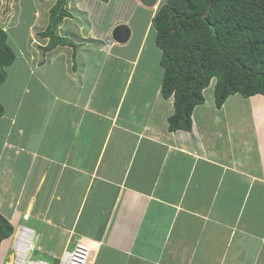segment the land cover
<instances>
[{
  "label": "crops",
  "instance_id": "1",
  "mask_svg": "<svg viewBox=\"0 0 264 264\" xmlns=\"http://www.w3.org/2000/svg\"><path fill=\"white\" fill-rule=\"evenodd\" d=\"M161 4L77 2L59 31L76 50L59 46L44 54L40 47L48 41L37 33L48 21L29 32L31 76L23 97L33 84L30 97L40 108L32 106L26 119L18 104L0 119L8 117L9 124L0 129V153L9 148L7 162L12 161L15 177L21 172L16 188L0 182V214L16 229H33L39 240L36 259L41 254L55 262L83 243L91 248L88 264H264V145L259 143L264 132L258 131L263 126L251 135L262 153L256 158L255 143L245 145V136L240 144L234 140L233 119L222 130L217 119L222 122L224 114L214 96L205 111L193 112L191 132H169L174 100L161 94L163 70L154 87L152 67L139 70L143 58L145 66L160 65L153 18ZM145 11L146 18L138 15ZM3 17L0 27L6 31L11 23ZM68 22L70 33L64 29ZM121 25L131 30L125 44L112 38ZM135 39L138 47L131 53ZM108 66V86L115 80L118 87L105 96L98 88ZM258 99L264 100H250ZM14 135L21 138L12 140ZM9 169L0 172L12 175ZM12 245L11 238L1 244L0 264L14 263Z\"/></svg>",
  "mask_w": 264,
  "mask_h": 264
},
{
  "label": "trees",
  "instance_id": "2",
  "mask_svg": "<svg viewBox=\"0 0 264 264\" xmlns=\"http://www.w3.org/2000/svg\"><path fill=\"white\" fill-rule=\"evenodd\" d=\"M67 6L69 0H55L49 10L48 26L38 34L49 40L40 47L44 54L59 46L77 48L59 32L70 17ZM209 6L210 0H166L153 19L163 69L161 94L174 99L168 118L171 133L192 131L193 112L206 102L204 92L213 80L218 109L232 95L264 96V0H214L205 17ZM15 60L9 35L0 27V87L7 79L5 68ZM5 113L0 103V119ZM14 233V226L0 214V248Z\"/></svg>",
  "mask_w": 264,
  "mask_h": 264
},
{
  "label": "rangeland",
  "instance_id": "3",
  "mask_svg": "<svg viewBox=\"0 0 264 264\" xmlns=\"http://www.w3.org/2000/svg\"><path fill=\"white\" fill-rule=\"evenodd\" d=\"M80 1H82V0H69V6H67V10L70 12L69 7L75 6V4L77 2H80ZM165 1L166 0H161L162 4ZM0 2H2V4H3V6H0V15L3 13V16H4L2 19L6 23L10 22L11 23L10 26L13 25L11 31L9 29L10 26H9V28L5 27V29L7 32L10 31V33H12V35L14 37L13 43L11 44L12 45L11 47L14 49L15 54H16V60H15L14 64L9 66V67H6L4 70V72L7 75V79H6L5 83L0 87V101L6 107V112H7L8 116H9V113H11L15 110L16 105L20 104V107H21L20 108V114H22V116L27 119L26 116H28V111H29V109H31L32 106H34L37 110L40 108V103L35 102L34 98L30 97L31 95H33V91L35 89V86L33 84H28L31 91L29 92L28 95L23 97V89L26 86L27 81L29 80V77L31 76V74H30V72H28V68H27L26 61L28 59L26 58V55H27L28 50H33V48L28 49L27 46L30 45L32 41L28 42L27 40L29 38V32L32 29H33V32L35 34V29H36L35 26L36 25H37V27L39 26V28H40L39 30H41V27L44 25V22L48 21V23H49V20H48L49 10L54 5L55 0H0ZM138 15H141L142 18H146L148 16L146 11L144 13L142 12ZM69 25L70 24L68 22L64 26L66 33H70L69 32ZM71 28L72 29L74 28V31H75V25L74 24H72ZM39 33H41V32H38L37 35ZM62 33H63V31H62ZM153 37L154 36H152V38ZM32 47H33V45H32ZM137 47H138V40L135 39L134 42L132 43V46H130V52L135 53ZM152 48H154V46H152ZM52 52H50V53H52ZM32 53H33V51H32ZM50 53H48V54H50ZM153 54L156 56V58H154V60H153V61H155V60H157V56H158V52H157L156 48H155V50H153ZM148 56L151 59L153 58V55L152 56L148 55ZM32 57L34 58V54H32L31 59H32ZM145 65H146V60H144V58H143V60H141L139 70L143 69L144 67H146L148 69L150 67H152L151 71L154 72V78L149 82H151L150 86L154 87L157 79L161 78V76L159 75V74L162 75V73L160 71L161 66L159 65V62H158V65H155V62L151 66L149 64H148V66H145ZM110 69H111L110 66L105 67V74H104L105 78H104V80H101V84L99 85V88H98L99 90H106L105 96H107L109 94V88L114 89V88L118 87V84H116L115 80L113 82H111V84L108 86V83L110 82L109 77L111 75ZM112 78H117V72L112 73ZM30 80L34 81V78H31ZM121 81H122V78L120 76H118V82L121 83ZM149 82H148V84H149ZM214 83H215V80H213L210 87L205 90V93H204V96L206 99V104L204 103L205 106L201 107V108H197L198 107L197 106L194 110V113L196 111L198 114H200L203 111H205L207 109V107L211 106L209 100H211V97H214V90H213L214 89V86H213ZM119 86H120V84H119ZM147 87H148V85L144 86V88H147ZM141 90L142 89H140V92H139L138 88H137V94L140 95ZM143 96H145V95H143ZM232 96H236V97H238V99L237 98L234 99L233 97L230 96L226 100L227 104H228L230 99L233 98V100L230 104H228V106H225L226 108L222 107L223 110H221L222 108L221 109L217 108L218 111H222V114H224V116H222V117H224V120L222 122H220V119H217V122L222 123V130H223V127H225V129H227L228 124L233 119V122H234L233 124L235 127V129H234L235 130L234 140L236 141V143L240 144L241 143V141H240L241 137L245 136V145H248L250 143H253V144L255 143L254 144L255 149L253 152V156L258 158L260 155H262V153L260 154V151L258 149H256V145L258 144V142H257V140H253L254 138H253V136L251 137V135L254 131L253 129L257 125H259L261 127L263 126L262 128H258V131L264 132V122H263V120H264V100L258 99V101L251 103L250 99H252V98L246 99V98H243L239 94L232 95ZM261 98L263 99L264 96H261ZM238 100L240 101L239 104L234 106L233 103L234 102L237 103ZM200 106H202V105H200ZM213 107H215V106H213ZM255 110L258 113V115L256 117L253 116V112ZM212 111H213L212 113H215V110L213 108H212ZM47 113H48V110H47V112H45L43 118L45 117V115ZM218 113L216 114L217 116H219ZM258 119L259 120L261 119L262 121H260V124L259 123L255 124L256 120H258ZM20 120L24 121L23 118H21ZM20 123L21 122L17 123L15 128L21 126ZM22 125H23V123H22ZM27 125H28V123H26V126ZM8 126H9L8 117H6L5 120L2 119L0 121V129L2 127H8ZM210 127H211V124H210ZM213 127L214 128L217 127L216 121L214 122ZM218 127H220V124L218 125ZM244 128H245V132L243 133ZM14 138H18V137H16L14 135V136H12L11 139L14 140ZM20 138L21 137H19L18 139H20ZM259 143H263V145H264V142H262L260 140H259ZM10 154H11V150L8 148L5 151V155H10ZM5 155L3 152L0 153V171L2 169H4V167H7V168H10L9 171L12 170V175H9V174L4 175L3 172H0V182H2V183L6 182V184H10L9 185L10 189H12V186L14 188H16L20 184L19 176H20L21 172H19L15 177V171L12 168L13 167L12 161L7 162L8 158ZM7 163H8V166H7ZM251 166L254 167L252 164H251ZM9 177H15V180L8 182ZM17 178H18V180H17ZM261 210H264V206H262ZM38 244H39V240H36L35 241L36 248H38ZM13 253H14V251H13ZM36 254L34 252L32 253L31 257L33 258V260H36V258H37ZM38 257L41 260H46V258L44 256H42L41 254L38 255ZM228 263H229V261H228Z\"/></svg>",
  "mask_w": 264,
  "mask_h": 264
},
{
  "label": "built area",
  "instance_id": "4",
  "mask_svg": "<svg viewBox=\"0 0 264 264\" xmlns=\"http://www.w3.org/2000/svg\"><path fill=\"white\" fill-rule=\"evenodd\" d=\"M15 241V264H50L41 260H31L29 253L34 250L32 232L21 228ZM91 248L83 243H76L73 249L68 250L59 259L58 264H88Z\"/></svg>",
  "mask_w": 264,
  "mask_h": 264
},
{
  "label": "water",
  "instance_id": "5",
  "mask_svg": "<svg viewBox=\"0 0 264 264\" xmlns=\"http://www.w3.org/2000/svg\"><path fill=\"white\" fill-rule=\"evenodd\" d=\"M140 1L145 7L152 8L156 5L158 0H140ZM213 2H214V0H210V6H209V9H208L205 17L208 16ZM112 38L114 41H116L119 44H125L131 38V30L126 25L118 26L113 30Z\"/></svg>",
  "mask_w": 264,
  "mask_h": 264
},
{
  "label": "clouds",
  "instance_id": "6",
  "mask_svg": "<svg viewBox=\"0 0 264 264\" xmlns=\"http://www.w3.org/2000/svg\"><path fill=\"white\" fill-rule=\"evenodd\" d=\"M158 2H159V0L157 1V3H156V5L158 4ZM155 5V6H156ZM154 6V7H155ZM161 6H162V4H161ZM160 6V7H161ZM154 7H152V8H154ZM159 10V9H158ZM155 17V16H154ZM154 19V18H153ZM7 32V31H6ZM39 36V35H38ZM40 37V36H39ZM41 38V37H40ZM44 40H47L48 42H49V40L48 39H44ZM34 44H36L35 42L33 43V45ZM47 45H48V43H47ZM46 45V46H47ZM11 46V45H10ZM46 46H44V47H46ZM41 47H43V46H41ZM52 52V51H51ZM50 53V52H49ZM46 54H48V53H46ZM216 82V81H215ZM174 100V99H173ZM28 219H29V217H28ZM15 228V227H14ZM21 228H26L27 230H29L30 232H32L33 233V235H35V238H33V246H34V250H33V252L34 253H37V252H39V247L38 248H36V246H35V241L36 240H38V237H37V235H36V233H34V231H33V229H31V228H29V227H26V226H22ZM20 228V229H21ZM20 229H16L15 228V232L16 233H14V235L11 237V239H12V242H13V245H12V248H13V251H14V253H13V258L15 259V255H16V251H15V241H16V238L18 237L17 235H18V232H19V230ZM10 239V238H9ZM7 240V239H6ZM88 246V245H87ZM32 251L29 253V256H30V259L31 260H33V258L31 257L32 256V253H33ZM36 260H41V259H36ZM41 261H43V262H47V261H45V260H41ZM59 261V260H58ZM47 263H50V264H55V262H47ZM13 264H15V263H13Z\"/></svg>",
  "mask_w": 264,
  "mask_h": 264
},
{
  "label": "bare ground",
  "instance_id": "7",
  "mask_svg": "<svg viewBox=\"0 0 264 264\" xmlns=\"http://www.w3.org/2000/svg\"><path fill=\"white\" fill-rule=\"evenodd\" d=\"M160 6V5H159Z\"/></svg>",
  "mask_w": 264,
  "mask_h": 264
}]
</instances>
